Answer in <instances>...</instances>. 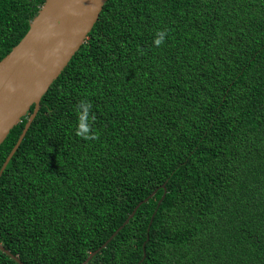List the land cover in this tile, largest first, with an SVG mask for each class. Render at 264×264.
Listing matches in <instances>:
<instances>
[{
  "label": "trees",
  "instance_id": "obj_1",
  "mask_svg": "<svg viewBox=\"0 0 264 264\" xmlns=\"http://www.w3.org/2000/svg\"><path fill=\"white\" fill-rule=\"evenodd\" d=\"M45 1L0 0V60ZM0 244L23 264H264V0H108L0 177Z\"/></svg>",
  "mask_w": 264,
  "mask_h": 264
},
{
  "label": "water",
  "instance_id": "obj_2",
  "mask_svg": "<svg viewBox=\"0 0 264 264\" xmlns=\"http://www.w3.org/2000/svg\"><path fill=\"white\" fill-rule=\"evenodd\" d=\"M107 1L46 0L30 22L25 37L0 60V146L34 107L17 143L0 169V177L36 118L41 99L86 42ZM9 85L14 88L13 92L8 91ZM154 195L155 192L140 202L119 230ZM101 249L92 253L83 264H87ZM0 251L18 264H23L1 244Z\"/></svg>",
  "mask_w": 264,
  "mask_h": 264
},
{
  "label": "clouds",
  "instance_id": "obj_3",
  "mask_svg": "<svg viewBox=\"0 0 264 264\" xmlns=\"http://www.w3.org/2000/svg\"><path fill=\"white\" fill-rule=\"evenodd\" d=\"M164 36H165V32H162V31L161 32H158L157 33V38L154 40V44L160 45L163 42ZM8 91L9 92H13L14 91V88L11 85H9L8 86ZM79 107L80 108H86V107H90V105L81 104V105H79ZM90 138L95 139L94 136H92Z\"/></svg>",
  "mask_w": 264,
  "mask_h": 264
}]
</instances>
